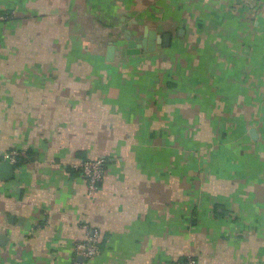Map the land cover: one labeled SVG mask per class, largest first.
Wrapping results in <instances>:
<instances>
[{
  "label": "crops",
  "instance_id": "crops-1",
  "mask_svg": "<svg viewBox=\"0 0 264 264\" xmlns=\"http://www.w3.org/2000/svg\"><path fill=\"white\" fill-rule=\"evenodd\" d=\"M10 151L0 264H264V0H0Z\"/></svg>",
  "mask_w": 264,
  "mask_h": 264
},
{
  "label": "built area",
  "instance_id": "built-area-1",
  "mask_svg": "<svg viewBox=\"0 0 264 264\" xmlns=\"http://www.w3.org/2000/svg\"><path fill=\"white\" fill-rule=\"evenodd\" d=\"M18 156L19 151L5 152L0 154V160L10 161L11 163L16 164ZM80 168L83 175L88 180L89 194L91 196L95 195L98 192L100 184L104 178L105 160L98 159L85 161ZM99 240L98 233L92 232L86 242L78 243L75 246V254L84 257L86 260L94 258L100 252ZM69 264L80 263L73 259L69 262ZM175 264H196V259L190 256L185 260L176 262Z\"/></svg>",
  "mask_w": 264,
  "mask_h": 264
},
{
  "label": "water",
  "instance_id": "water-1",
  "mask_svg": "<svg viewBox=\"0 0 264 264\" xmlns=\"http://www.w3.org/2000/svg\"><path fill=\"white\" fill-rule=\"evenodd\" d=\"M130 46H134V42L131 41ZM14 169H15V164L10 163L6 160L2 161L0 163V174L2 178L4 179H9L13 177L14 174Z\"/></svg>",
  "mask_w": 264,
  "mask_h": 264
},
{
  "label": "trees",
  "instance_id": "trees-1",
  "mask_svg": "<svg viewBox=\"0 0 264 264\" xmlns=\"http://www.w3.org/2000/svg\"><path fill=\"white\" fill-rule=\"evenodd\" d=\"M20 164V163H19Z\"/></svg>",
  "mask_w": 264,
  "mask_h": 264
}]
</instances>
